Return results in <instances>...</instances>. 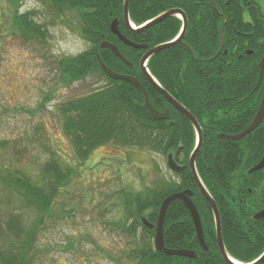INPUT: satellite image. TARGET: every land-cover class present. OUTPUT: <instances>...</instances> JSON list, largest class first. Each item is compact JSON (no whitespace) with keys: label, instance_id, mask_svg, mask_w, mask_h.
Segmentation results:
<instances>
[{"label":"trees","instance_id":"trees-1","mask_svg":"<svg viewBox=\"0 0 264 264\" xmlns=\"http://www.w3.org/2000/svg\"><path fill=\"white\" fill-rule=\"evenodd\" d=\"M18 1L10 0L11 3ZM41 1L56 13L75 10L80 21L79 31L90 42L81 53L59 59L62 76L71 81L95 69L107 80L102 88L57 106L62 130L76 159L86 160L95 148L113 144L163 156L175 155L181 147L180 158L187 163L195 144L190 121L175 108H171L165 118H153L144 105L141 91L129 81L107 76L97 58L99 55L112 71L139 79L153 107L164 111L168 103L145 78L139 61L147 49L170 41L178 33L179 18L170 15L132 32L123 21V0ZM128 9L131 21L137 25L169 9H180L188 18L182 42L156 51L146 66L160 85L200 123L202 143L195 158L198 175L218 205L227 251L235 259L249 261L264 247V227L262 223L258 227L255 224L258 222L249 220L255 230L254 237L249 240L244 235L248 189L256 187L259 181L255 174L246 176L245 170L264 155V123L237 140L221 135L243 131L253 120L264 94V70L258 84V63L264 54V15L260 5L257 0H129ZM113 19H117L118 28L126 38L147 45V49L126 45L113 35L110 31ZM12 23L24 36L29 34L37 39L42 36L40 24L26 13L16 12ZM102 41L116 45L128 63L109 48L102 47ZM51 155L36 177L23 168L6 175L0 172L5 190L17 195L36 212L29 226L22 225L12 211L8 218L0 219V264H33L38 249L33 242L51 213L54 198L76 172L59 156ZM236 171L240 173L237 176ZM175 174L178 180L147 190L124 192L117 197L124 213L120 223L122 232L134 237L140 229L144 236L129 257L136 264H226L214 244L210 208L200 195L191 172L187 169ZM185 189L194 193L193 201L209 247V252H202L196 258L158 251L151 243L154 231L141 222L145 213L148 221H156L164 198ZM236 207L242 214L234 212ZM163 242L169 249L198 248L189 212L177 200L168 205Z\"/></svg>","mask_w":264,"mask_h":264},{"label":"rangeland","instance_id":"rangeland-1","mask_svg":"<svg viewBox=\"0 0 264 264\" xmlns=\"http://www.w3.org/2000/svg\"><path fill=\"white\" fill-rule=\"evenodd\" d=\"M257 2L264 15V0ZM16 12L40 24V39L14 27ZM79 26L73 9L56 13L41 0H0V172L23 168L36 177L53 153L76 169L54 198L33 242L38 246L33 264H136L129 254L144 236L140 229L134 237L122 232L124 213L117 197L178 177L165 155L135 147L104 144L86 160L76 159L57 106L107 84L95 69L71 81L59 70L60 58L90 46ZM10 211L24 226L36 218V212L0 182V219L8 218ZM145 214L141 217L147 219Z\"/></svg>","mask_w":264,"mask_h":264},{"label":"water","instance_id":"water-1","mask_svg":"<svg viewBox=\"0 0 264 264\" xmlns=\"http://www.w3.org/2000/svg\"><path fill=\"white\" fill-rule=\"evenodd\" d=\"M128 3H129V0H123V21H124L126 27L129 30H131L132 32L140 31V30H142V29H144V28H146L152 24H155V23L161 21L162 19H164L165 17L170 16V15H181L183 18L182 30H181L180 34L176 37V39L169 41V42L162 43V44H158L152 48L147 49L146 52L140 58L139 67H140L141 71L143 72L145 78L149 81V83L153 87H155V89H157L161 93V95L173 107H175L177 110H179L181 113H183L185 115V117L190 121L191 125L193 126V128L195 130L196 141H195L194 148L192 149L191 154L189 156V169L191 171V174L193 176V179H194L199 191L202 193L204 198L208 201L210 208L212 210L215 228H216V236H217V243H218L219 252L227 264H236L231 259V257L227 254L225 247H224V244H223V241H222L219 212H218L217 206H216L213 198L210 196L209 192L206 190L203 183L201 182V180L197 174L196 168H195V157H196V154H197V152L201 146V143H202L201 127L199 126L196 118L182 104H180L177 100H175L155 80V78L150 74V72L148 71V69L146 67L147 60L156 51L163 49L169 45H172V44H174L180 40V38L182 37V35L184 34L185 29H186V20H185L184 14L179 9H169V10L162 12L161 14H159L157 17L153 18L152 20L146 22L144 25L137 27V28H133L131 23H130V20H129ZM110 30L113 34H115L118 37V39L120 41H122L126 45H129V46H132L135 48H146L147 47V45L135 43V42L129 40L128 38H126L125 36H123L117 27V19H113L111 21ZM100 45L102 47L109 48L110 50H112V52L116 56L119 57V59H121L125 63H128V61L122 56V54L119 52L118 48L113 43L108 42V41H102L100 43ZM97 58H98V61H99V64H100L102 71L107 76H109L110 78H113V79H122V80L129 81L132 84H134L141 91V93L143 95V99H144V105L153 118L162 119L167 115L168 109H165L163 112H161V111H158L157 109H155L153 107V105L150 103L146 89L144 88V86L142 85V83L139 79H137L136 77H133L131 75H126V74L114 72L111 69H109L103 63V61L100 59L99 55H97ZM258 66L260 69L259 80H258V84H259L261 81V78H262L263 70H264V54L262 55L260 62L258 63ZM263 117H264V94H263L261 103L258 107V110H257L253 120L250 122V124L243 131H241L240 133L235 134V135L222 134L221 136L224 138H227V139H234V140L240 139V138L246 136L247 134H249L253 129H255L262 122ZM179 151H180V148L177 150L176 155L179 154ZM167 165L172 171H175V172H181L186 168V166H184V165L179 166L177 164V162L175 161V159H173L172 154H168V156H167ZM263 166H264V156L261 158L259 163L256 164L251 170L252 171L257 170ZM192 194L193 193L190 190H183L181 192L172 193V194L168 195L167 197H165L164 200L162 201L161 205H160V209L158 212L157 221H156L155 225L152 223H149L146 218L141 219V222L143 225H145L146 227H149V228H154V230H155L154 247L158 251H161L166 255L196 257V253L192 250H189V249H169L164 245L163 228H164V220H165L166 210H167L169 203L174 201V200H179L186 206L187 210L189 211L192 223L194 225L196 237H197L200 245L205 250H207V247L205 245L204 238H203L201 219H200V216H199V213H198L196 206L194 205L193 201L190 199V196H192ZM262 215H264V210L261 211L260 213H258L255 217L258 218V217H261ZM262 259H263V257L261 256L256 261H254L250 264H259V262Z\"/></svg>","mask_w":264,"mask_h":264},{"label":"flooded vegetation","instance_id":"flooded-vegetation-1","mask_svg":"<svg viewBox=\"0 0 264 264\" xmlns=\"http://www.w3.org/2000/svg\"><path fill=\"white\" fill-rule=\"evenodd\" d=\"M180 10V9H179ZM182 11V10H181ZM183 12V11H182ZM183 14H184V17H185V20H186V29H185V32H184V34L182 35V37L180 38V40L178 41V42H176V43H181L182 42V40H183V38H184V36H185V34H186V30H187V24H188V18H187V16H186V14L183 12ZM175 16V15H174ZM176 17H178V16H176ZM179 20H180V23H181V25H180V29H179V31H178V33L170 40V41H172V40H174V39H176V37L180 34V32H181V30H182V25H183V18H182V16L181 15H179ZM247 18H248V16H247ZM249 19V18H248ZM115 35V34H114ZM116 36V35H115ZM176 43H174V44H172V45H175ZM146 49H147V47H146ZM247 53L249 54L250 53V51H247ZM166 100V99H165ZM167 101V100H166ZM167 103H168V106L165 108V109H168V113H169V111L171 110V108H175V107H173L168 101H167ZM164 109V110H165ZM176 109V108H175ZM177 110V109H176ZM179 111V110H178ZM168 113H167V115H168ZM183 114V113H182ZM166 115V116H167ZM184 115V114H183ZM165 116V117H166ZM185 116V115H184ZM164 117V118H165ZM197 120V119H196ZM264 123V117H263V120H262V122L260 123V124H263ZM198 124L200 125V123L198 122ZM259 124V125H260ZM258 125V126H259ZM257 126V127H258ZM193 127V126H192ZM200 127H201V125H200ZM256 127V128H257ZM255 128V129H256ZM194 129V128H193ZM255 129H253L252 131H254ZM251 131V132H252ZM250 132V133H251ZM249 133V134H250ZM248 135V134H247ZM234 140V139H233ZM181 152V151H180ZM180 152H179V154L178 155H176V153H175V155H173L172 153H169V154H172V157H173V159H175V161L177 162V164L178 165H184V166H186V168L183 170V171H181V172H184V171H186L187 169H189V160H188V162L187 163H185V162H183L182 161V159L180 158ZM168 155V154H167ZM264 156V155H263ZM196 158V157H195ZM261 160V159H260ZM166 163H167V156H166ZM259 163V161L257 162V163H254L253 165H251L250 167H248L246 170H245V175L246 176H251V175H253V174H255L256 175V177H258L259 178V181L257 182V186L256 187H254V188H249L248 189V194H247V202H246V206L244 207V212H245V215H246V223H244V225H243V227H244V235H245V237L247 238V239H251V238H253L254 237V232L253 231H255L254 229H253V227H252V225H251V223L249 222V220L250 221H252V222H258V223H255L258 227H260V224L262 223V226L264 227V215H262L261 217H258V218H256L255 216L258 214V213H260L261 211H263L264 210V166L263 167H261L260 169H257V170H254V171H252L251 169L256 165V164H258ZM239 171V170H238ZM238 171H236L235 173H234V175L235 176H237L238 174H240ZM181 172H179V173H181ZM186 190V189H185ZM182 191V190H181ZM181 191H178V192H181ZM200 193V195L203 197V199L206 201V203H208V201L204 198V196L202 195V193L201 192H199ZM211 196V195H210ZM193 197H194V194H192V196H190V199L193 201ZM212 197V196H211ZM213 198V197H212ZM213 200H214V198H213ZM175 201V200H174ZM177 201H179V200H177ZM179 202H181V201H179ZM214 202H215V200H214ZM182 203V202H181ZM193 203H194V201H193ZM183 204V203H182ZM215 204H216V206H217V209H218V205H217V203L215 202ZM184 205V204H183ZM185 206V205H184ZM208 206H209V208H210V205H209V203H208ZM186 207V206H185ZM240 209H239V207H236V208H234V212H236V213H240V214H242V212H240L239 211ZM210 211H211V214H212V216H213V213H212V210H211V208H210ZM189 212V211H188ZM218 212H219V220H220V229H221V237H222V241H223V244H224V239H223V235H222V225H221V214H220V211H219V209H218ZM190 215V214H189ZM250 216V217H249ZM213 222H214V217H213ZM244 222H245V220H244ZM202 223V222H201ZM254 225V224H253ZM195 230V229H194ZM212 230H213V236H214V244L216 245V248H217V250H218V253H219V255H220V257H221V259L225 262V260L223 259V257L221 256V254H220V252H219V248H218V243H217V236H216V228H215V223L213 224V227H212ZM202 231H203V238H204V242H205V245H206V247H207V250H205L201 245H200V243H199V241H198V239H197V243H198V248H196V249H189V250H192V251H194L195 253H196V257L197 256H199L200 254H202V252H209V247H208V244H207V240H206V232H205V230H204V228H203V226H202ZM196 233V232H195ZM211 243H213V242H211ZM224 247H225V244H224ZM225 250H226V252H227V254L228 255H230L229 254V252L227 251V248L225 247ZM263 257V259L259 262V264H264V247H263V249L258 253V255L256 256V257H254L253 259H251V260H249V261H246V262H244V261H242V263H249V262H251V261H256L259 257ZM226 263V262H225ZM227 264V263H226Z\"/></svg>","mask_w":264,"mask_h":264},{"label":"bare ground","instance_id":"bare-ground-1","mask_svg":"<svg viewBox=\"0 0 264 264\" xmlns=\"http://www.w3.org/2000/svg\"><path fill=\"white\" fill-rule=\"evenodd\" d=\"M132 25V24H131ZM235 261V260H234ZM236 263H238L237 261H235Z\"/></svg>","mask_w":264,"mask_h":264}]
</instances>
